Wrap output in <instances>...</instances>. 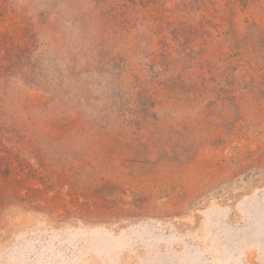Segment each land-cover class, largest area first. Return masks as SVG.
Masks as SVG:
<instances>
[{
    "label": "rangeland",
    "instance_id": "rangeland-1",
    "mask_svg": "<svg viewBox=\"0 0 264 264\" xmlns=\"http://www.w3.org/2000/svg\"><path fill=\"white\" fill-rule=\"evenodd\" d=\"M0 264H264V0H0Z\"/></svg>",
    "mask_w": 264,
    "mask_h": 264
}]
</instances>
